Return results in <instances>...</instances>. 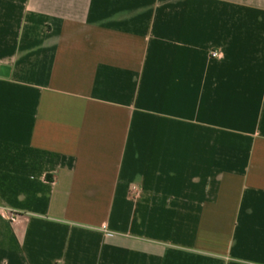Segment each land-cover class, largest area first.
<instances>
[{
  "label": "crops",
  "instance_id": "1",
  "mask_svg": "<svg viewBox=\"0 0 264 264\" xmlns=\"http://www.w3.org/2000/svg\"><path fill=\"white\" fill-rule=\"evenodd\" d=\"M0 264H264V0H0Z\"/></svg>",
  "mask_w": 264,
  "mask_h": 264
},
{
  "label": "built area",
  "instance_id": "2",
  "mask_svg": "<svg viewBox=\"0 0 264 264\" xmlns=\"http://www.w3.org/2000/svg\"><path fill=\"white\" fill-rule=\"evenodd\" d=\"M211 56H212V57H219V56H220V52H219L218 50H213V51L211 52ZM132 192H133V193H136V192H137V188H136V187H133V188H132Z\"/></svg>",
  "mask_w": 264,
  "mask_h": 264
}]
</instances>
